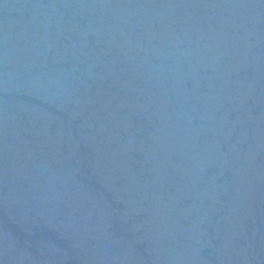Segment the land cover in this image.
I'll return each mask as SVG.
<instances>
[{"label": "water", "instance_id": "1", "mask_svg": "<svg viewBox=\"0 0 264 264\" xmlns=\"http://www.w3.org/2000/svg\"><path fill=\"white\" fill-rule=\"evenodd\" d=\"M0 264H264V0H0Z\"/></svg>", "mask_w": 264, "mask_h": 264}]
</instances>
